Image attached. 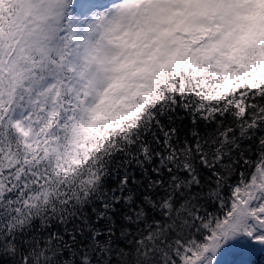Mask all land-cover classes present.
Segmentation results:
<instances>
[{"label":"trees","instance_id":"1","mask_svg":"<svg viewBox=\"0 0 264 264\" xmlns=\"http://www.w3.org/2000/svg\"><path fill=\"white\" fill-rule=\"evenodd\" d=\"M197 79L158 85L64 175L40 169L45 147L30 156L1 137L0 264H183L207 247L233 187L264 168V79L215 97L197 94ZM252 232L231 244L230 264H264Z\"/></svg>","mask_w":264,"mask_h":264},{"label":"rangeland","instance_id":"2","mask_svg":"<svg viewBox=\"0 0 264 264\" xmlns=\"http://www.w3.org/2000/svg\"><path fill=\"white\" fill-rule=\"evenodd\" d=\"M69 20V0H0V138L12 150L18 141L30 156L45 147L41 170L64 175L67 164L90 158L132 123L158 85L177 77L183 85L197 74L196 93L212 97L264 79V0L123 2L75 36ZM263 186L259 165L233 187L229 213L207 247L183 264H230L207 249L226 243L232 250L246 229L264 244ZM238 245L242 255L252 247L242 238Z\"/></svg>","mask_w":264,"mask_h":264},{"label":"bare ground","instance_id":"3","mask_svg":"<svg viewBox=\"0 0 264 264\" xmlns=\"http://www.w3.org/2000/svg\"><path fill=\"white\" fill-rule=\"evenodd\" d=\"M101 1H103V2H101ZM119 1L120 0H98L97 3H93L94 2L93 0H69V6H70L69 31H70V35L75 36L76 28L77 29L80 28L81 33L85 34V32L87 31V29L89 27V22L91 20L96 19L98 16H100L102 13H104L106 11H108V16L110 15L111 17H113V15L116 13L119 5L123 2H127V4H130V5L131 4L134 5V3L142 2V0H123L121 2H119ZM120 21L121 20L117 19V22L121 25ZM74 55H75V50L74 51L72 50L70 52V59Z\"/></svg>","mask_w":264,"mask_h":264},{"label":"water","instance_id":"4","mask_svg":"<svg viewBox=\"0 0 264 264\" xmlns=\"http://www.w3.org/2000/svg\"><path fill=\"white\" fill-rule=\"evenodd\" d=\"M260 192L264 194V186L260 188ZM210 248L207 249V251H209ZM217 250H213V259L214 261H218L219 259H221L224 255H225V252L223 251L222 253H219V254H215Z\"/></svg>","mask_w":264,"mask_h":264},{"label":"flooded vegetation","instance_id":"5","mask_svg":"<svg viewBox=\"0 0 264 264\" xmlns=\"http://www.w3.org/2000/svg\"><path fill=\"white\" fill-rule=\"evenodd\" d=\"M225 247H226V243H223V245L218 250L222 249V251H223V250H225Z\"/></svg>","mask_w":264,"mask_h":264}]
</instances>
